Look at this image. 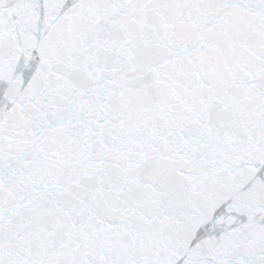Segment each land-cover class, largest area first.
<instances>
[{
	"label": "snow or ice",
	"instance_id": "obj_1",
	"mask_svg": "<svg viewBox=\"0 0 264 264\" xmlns=\"http://www.w3.org/2000/svg\"><path fill=\"white\" fill-rule=\"evenodd\" d=\"M0 264H264V0H0Z\"/></svg>",
	"mask_w": 264,
	"mask_h": 264
}]
</instances>
